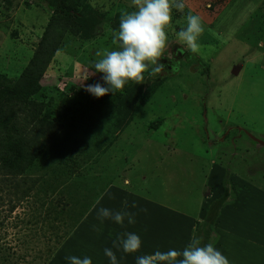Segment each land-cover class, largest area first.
I'll return each instance as SVG.
<instances>
[{
  "label": "rangeland",
  "instance_id": "1",
  "mask_svg": "<svg viewBox=\"0 0 264 264\" xmlns=\"http://www.w3.org/2000/svg\"><path fill=\"white\" fill-rule=\"evenodd\" d=\"M88 2L103 19L98 33L67 37L42 85L44 96L60 106L58 121L70 123V137L102 155L104 173L96 182H85L87 199L81 207L73 202L80 201L85 185L72 200L66 192L55 195L49 202L55 212L42 206L45 198L22 203L6 232L0 231V264H69L68 256L110 264L104 249L113 248L124 232L139 234L143 246L134 254L113 248L119 264H136L137 255L157 250H182L194 235L213 242L230 264H264V146L251 138L264 141V0H185L184 12L173 11L174 27L186 26L188 10L200 15L206 26L201 53L180 48L170 32V50H183L185 59L173 75L146 73L142 84L127 85L124 101H133L128 115L110 114L119 101L111 93L104 96L102 112L95 111L96 102L90 109L97 98L86 86L103 84L102 74L89 72L91 63L115 47L120 16L136 5L134 0ZM50 15L46 0H0L1 75L16 79ZM63 89H68L65 95L56 92ZM158 119L162 124L150 128ZM114 122L121 125L119 131ZM60 140L69 151L67 138ZM59 149H53L54 156ZM57 199L68 202L66 211ZM84 205L93 207L79 221ZM100 207L133 212L136 223L125 222L123 228L109 220L101 223ZM59 212L61 219L54 222ZM68 215L76 228L66 237L63 232L70 229L61 220ZM58 228L63 235L56 243Z\"/></svg>",
  "mask_w": 264,
  "mask_h": 264
},
{
  "label": "trees",
  "instance_id": "2",
  "mask_svg": "<svg viewBox=\"0 0 264 264\" xmlns=\"http://www.w3.org/2000/svg\"><path fill=\"white\" fill-rule=\"evenodd\" d=\"M88 1L46 0L51 15L47 19L46 28L39 38L32 57L14 81L0 74V231L2 230L3 233L6 232V225L17 208L29 198L38 201L45 198L42 206L49 205L55 195L65 192L71 199L79 194L77 189L84 186L85 182H96L98 175L104 173V167L101 166L102 155L90 153L79 145L80 142H77L75 137H70L71 130L67 129L70 123L65 125L66 122L58 121L60 116H57L55 110L60 106L54 107L53 98L44 96L46 89L42 85L46 71L67 37L84 35L92 38L98 33L103 19L97 15ZM67 90H56V92L65 95ZM125 96H129L128 90L114 95L119 101L114 104L110 100V103L115 105V110H110V114L116 112L125 115L126 112L128 115L133 101L129 99L130 97L124 101ZM103 99L104 96L91 102L90 109L96 102L95 111L99 108L97 111L102 112L104 107H107ZM62 119L66 120L67 117L63 115ZM161 124L162 120L158 119L150 125V128L157 129ZM113 125L114 130L116 128V131H119L121 125L115 122ZM100 128L103 126L101 125ZM62 135L67 138L70 150L73 149L75 154L70 150L66 151L62 146L63 140H60ZM57 143L61 144L58 146ZM91 146H94V143H91ZM58 147H60L59 153L54 156L53 149ZM106 148H103L105 152L108 150ZM83 190L80 193V201L76 202V197L74 205L81 207L84 204L87 199L86 185ZM46 200L47 204H45ZM61 201L57 199L56 202L62 205V211H66L70 205ZM92 207L93 205H84L82 214L77 215L76 218L81 221ZM48 208L52 212L57 210L50 205ZM60 215L59 212V216H54L52 220L59 222ZM61 221L64 227L70 229L63 232L67 237L76 228L72 224L73 216L68 215L67 220ZM58 230L59 228L54 234L56 243H59L62 239L60 235H63L59 234Z\"/></svg>",
  "mask_w": 264,
  "mask_h": 264
},
{
  "label": "clouds",
  "instance_id": "3",
  "mask_svg": "<svg viewBox=\"0 0 264 264\" xmlns=\"http://www.w3.org/2000/svg\"><path fill=\"white\" fill-rule=\"evenodd\" d=\"M135 10L125 11L120 16L119 27L113 33L115 47L106 50L91 63L92 74H102L103 84L86 86V91L96 98L109 93L123 92L130 83L142 84L145 74L162 75L178 71L179 60L170 50L173 41L169 33L175 32V43L193 54L201 53L200 38L206 26L200 15L188 10L186 26L176 31L173 23V11H185V0H134ZM95 7V4H93ZM106 85V86H105ZM136 214L129 211H114L100 207L97 217L101 223L105 220L125 227L136 223ZM143 241L136 232H124L113 241V248L126 254L140 252ZM113 248L106 247L104 255L110 264H119ZM69 264H93L90 256H68ZM136 264H230L229 259L213 242L204 243L194 235L182 249L169 248L167 251H155L151 254L137 255Z\"/></svg>",
  "mask_w": 264,
  "mask_h": 264
},
{
  "label": "flooded vegetation",
  "instance_id": "4",
  "mask_svg": "<svg viewBox=\"0 0 264 264\" xmlns=\"http://www.w3.org/2000/svg\"><path fill=\"white\" fill-rule=\"evenodd\" d=\"M174 50H175V52L174 53H176V58L179 60V63L181 62L180 61V58H182L183 60L185 59V56L187 55L183 50H181V49H178V48H174ZM174 73H176V71H172V72H169V73H165V74H162V75H159L160 76V78H166V76H170V75H173Z\"/></svg>",
  "mask_w": 264,
  "mask_h": 264
},
{
  "label": "water",
  "instance_id": "5",
  "mask_svg": "<svg viewBox=\"0 0 264 264\" xmlns=\"http://www.w3.org/2000/svg\"><path fill=\"white\" fill-rule=\"evenodd\" d=\"M253 141H255L257 144L264 146V141H259L256 138L251 137Z\"/></svg>",
  "mask_w": 264,
  "mask_h": 264
},
{
  "label": "crops",
  "instance_id": "6",
  "mask_svg": "<svg viewBox=\"0 0 264 264\" xmlns=\"http://www.w3.org/2000/svg\"><path fill=\"white\" fill-rule=\"evenodd\" d=\"M105 194V193H104Z\"/></svg>",
  "mask_w": 264,
  "mask_h": 264
}]
</instances>
